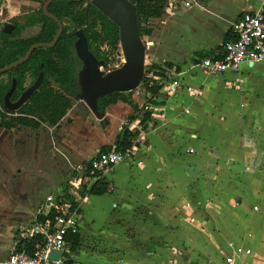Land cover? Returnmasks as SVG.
Segmentation results:
<instances>
[{
    "label": "crops",
    "instance_id": "1",
    "mask_svg": "<svg viewBox=\"0 0 264 264\" xmlns=\"http://www.w3.org/2000/svg\"><path fill=\"white\" fill-rule=\"evenodd\" d=\"M258 5L171 3L151 19L146 62L171 69L155 76L164 84L157 104L143 85L133 90L152 121L131 156L102 177L104 194L80 195L75 168L114 147L135 114L129 103L86 118L70 110L56 125L0 127V255L18 229L50 212L68 182L81 209V244L72 250L67 242L64 252L74 264H227L228 256L264 264V61L224 74L200 65L222 55L234 22Z\"/></svg>",
    "mask_w": 264,
    "mask_h": 264
},
{
    "label": "trees",
    "instance_id": "2",
    "mask_svg": "<svg viewBox=\"0 0 264 264\" xmlns=\"http://www.w3.org/2000/svg\"><path fill=\"white\" fill-rule=\"evenodd\" d=\"M39 4L38 8L24 11L9 19L15 25L12 33L4 30L0 23V70L26 56L30 47L35 43L53 41L59 25L56 19L47 15L43 6L47 0H30ZM134 3L142 38L151 35V19L161 17L167 8L168 0H130ZM48 12L58 18L64 25L62 34L54 46L36 48L30 58L14 68L0 74V127L6 129L21 126L40 127L44 123L56 125L60 123L70 110L79 117L86 118L89 107L80 100L82 87L79 83V72L83 63L79 58L75 42L78 31L88 39L90 51L99 61H103L105 72L116 61L115 54H121L119 26L100 11L91 0H52L47 7ZM114 56V58L112 57ZM112 67L111 69H115ZM167 69H171L168 64ZM152 62L146 65L142 85L150 95L149 102L157 104L164 84L155 76L166 77L167 69ZM178 70V68H176ZM43 73L44 78L39 88L30 96L29 100L17 111L4 107V97L11 89L13 79L17 80L12 94V101H17L22 93L30 87ZM124 101L134 110L128 117L132 121L141 117V124L148 128L153 117L152 109H145L133 99V91L113 92L98 98L99 111L103 114L108 106ZM139 130H131L127 125L117 135L114 147L128 150L132 148L139 137ZM104 148L103 150L111 149ZM108 182L105 178L94 181L91 185L82 184L78 189L80 195L104 194L107 192ZM74 186L68 182L63 186V192L56 198L58 205L69 204V214L80 213L79 201L73 192ZM61 211L52 207L47 215L38 214L37 221L47 219L53 224ZM51 231L54 228L51 227ZM65 240L70 248L75 250L81 244L78 232L68 230ZM47 237L43 234L23 236L20 233L15 238L17 250H25L34 254L39 248L45 247ZM62 264H74L69 253L64 254Z\"/></svg>",
    "mask_w": 264,
    "mask_h": 264
},
{
    "label": "built area",
    "instance_id": "3",
    "mask_svg": "<svg viewBox=\"0 0 264 264\" xmlns=\"http://www.w3.org/2000/svg\"><path fill=\"white\" fill-rule=\"evenodd\" d=\"M174 3L176 7L182 4L184 7H192L200 3V0H168L167 5ZM1 20V19H0ZM3 20L0 21V23ZM234 38L227 40L223 44V53L220 57H206L200 65L208 74H224L229 71H239L244 63H257L264 61V0H259V5L252 11L244 13L233 24ZM152 59L147 60L146 64L150 65ZM119 66V65H118ZM157 79V78H156ZM230 85L233 81L229 80ZM179 81L175 79L168 84L169 91L175 93ZM125 124L131 130H139L140 134L137 138L143 139L146 135L141 120L126 121ZM133 147L124 151L115 147L107 150H100L92 159L79 164L75 170L77 176L75 183L79 186L82 184H90L97 179L106 175L113 167L131 156ZM53 207L59 209L61 214L52 224L49 219L44 222L34 220L29 229L22 228L19 233L23 236L31 234H43L47 237L45 247L39 248L34 254H29L25 250H17L15 244L10 250L3 264H62L64 252L66 251L65 235L68 230L78 232L77 212L69 214V204L64 203ZM51 227L54 231H51ZM53 249L62 250L63 255L59 260L50 258ZM241 252L242 249H239ZM245 254H251L252 250L247 248ZM227 264H256L240 260L234 261L231 256L226 257Z\"/></svg>",
    "mask_w": 264,
    "mask_h": 264
},
{
    "label": "water",
    "instance_id": "4",
    "mask_svg": "<svg viewBox=\"0 0 264 264\" xmlns=\"http://www.w3.org/2000/svg\"><path fill=\"white\" fill-rule=\"evenodd\" d=\"M51 2L52 0H47L43 6V10L47 15L56 19L59 25L53 41L33 44L25 57L2 68L0 74L27 61L36 48L54 46L57 43L63 32L64 25L58 18L48 12L47 7ZM92 2L119 26L120 47L124 56V62L121 66L108 72L101 70L104 62L99 61L90 51L87 37L78 31L75 48L83 63L82 69L79 72V83L83 90L80 95V100L88 105L90 114L101 116L102 114L98 106V98L100 96L113 92L133 91L142 85L146 67L147 46L139 33V24L134 3L130 0H92ZM14 27L15 25L10 22H5L4 24V30L7 33H12ZM43 78L44 74L41 73L38 79L22 93L17 101L11 100L17 85V80L13 79L12 87L4 97V106L11 111H17L39 88ZM62 255V250L53 249L50 253V258L59 260Z\"/></svg>",
    "mask_w": 264,
    "mask_h": 264
},
{
    "label": "rangeland",
    "instance_id": "5",
    "mask_svg": "<svg viewBox=\"0 0 264 264\" xmlns=\"http://www.w3.org/2000/svg\"><path fill=\"white\" fill-rule=\"evenodd\" d=\"M38 7H39L38 3L30 1V0H0V19L3 20V21H6L9 17H12V14H14L16 12L22 13L24 11L32 10V9L38 8ZM118 53H119V51L115 53V54H117V55H115L116 61H114L109 66L110 70H113V69H111L112 67H116L117 68V67L121 66V64L124 62V56H123L122 50H121V54H118ZM112 57L114 58L113 55H112ZM101 70L106 71V68H104L102 66ZM32 224L29 223L28 226H31ZM28 226H25V227H28ZM12 230H15V228H13ZM18 230H20V229H18ZM0 249L2 250L1 247H0ZM1 252H3V253L0 255V262H3V261L6 260L5 258L9 254L10 249H9L8 246L4 245L3 246V251H1Z\"/></svg>",
    "mask_w": 264,
    "mask_h": 264
},
{
    "label": "flooded vegetation",
    "instance_id": "6",
    "mask_svg": "<svg viewBox=\"0 0 264 264\" xmlns=\"http://www.w3.org/2000/svg\"><path fill=\"white\" fill-rule=\"evenodd\" d=\"M91 2H92V0H91ZM93 3V2H92ZM122 65V64H121ZM82 92H83V90H81V94H82ZM82 101V100H81Z\"/></svg>",
    "mask_w": 264,
    "mask_h": 264
}]
</instances>
